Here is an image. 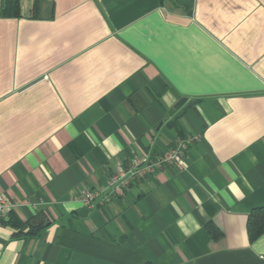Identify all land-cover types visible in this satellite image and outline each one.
<instances>
[{
    "label": "crops",
    "instance_id": "obj_1",
    "mask_svg": "<svg viewBox=\"0 0 264 264\" xmlns=\"http://www.w3.org/2000/svg\"><path fill=\"white\" fill-rule=\"evenodd\" d=\"M0 195V264H264V0H0Z\"/></svg>",
    "mask_w": 264,
    "mask_h": 264
},
{
    "label": "built area",
    "instance_id": "obj_2",
    "mask_svg": "<svg viewBox=\"0 0 264 264\" xmlns=\"http://www.w3.org/2000/svg\"><path fill=\"white\" fill-rule=\"evenodd\" d=\"M188 141L179 140L166 156L151 159L146 152L134 155L126 165L120 164L103 185L81 187L77 198L89 207L108 203L112 198L122 195L135 181L154 175L162 164H178ZM9 209V203L0 195V222L7 219Z\"/></svg>",
    "mask_w": 264,
    "mask_h": 264
},
{
    "label": "trees",
    "instance_id": "obj_3",
    "mask_svg": "<svg viewBox=\"0 0 264 264\" xmlns=\"http://www.w3.org/2000/svg\"><path fill=\"white\" fill-rule=\"evenodd\" d=\"M15 1L16 0H9L11 4ZM247 230L250 239H254L264 230V207L255 208L251 211L248 216Z\"/></svg>",
    "mask_w": 264,
    "mask_h": 264
}]
</instances>
